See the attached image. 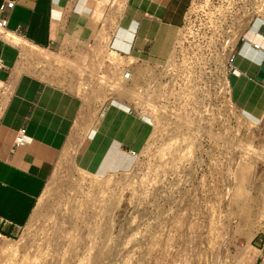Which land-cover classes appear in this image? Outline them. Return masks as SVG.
Returning a JSON list of instances; mask_svg holds the SVG:
<instances>
[{"label": "rangeland", "instance_id": "rangeland-1", "mask_svg": "<svg viewBox=\"0 0 264 264\" xmlns=\"http://www.w3.org/2000/svg\"><path fill=\"white\" fill-rule=\"evenodd\" d=\"M113 1L94 42L49 49L47 58L26 47L31 52L0 84V112L2 96L24 75L85 97L81 121L30 220L17 237L0 238V264H260L253 245L264 234V112L251 118L231 96V38L213 36L211 24L204 25L206 36L192 38L205 63H219V88L167 83L169 59L139 64L105 51L122 9L111 10ZM186 31L184 23L170 60ZM123 68L131 78L119 79ZM204 71L211 77V68ZM111 97L149 115L154 126L138 156L129 146L109 148L110 164L99 167L95 158L83 160L86 125Z\"/></svg>", "mask_w": 264, "mask_h": 264}, {"label": "crops", "instance_id": "crops-1", "mask_svg": "<svg viewBox=\"0 0 264 264\" xmlns=\"http://www.w3.org/2000/svg\"><path fill=\"white\" fill-rule=\"evenodd\" d=\"M5 1L0 0V5ZM15 1L7 30L0 31V84L13 77L19 58L31 52L26 47L44 51L45 58L51 55V50L85 48L94 42L108 19V0ZM191 2L114 0L109 3L113 6L111 10L117 4L122 9L105 51L122 54L139 64L165 62L174 53ZM247 39L259 42L261 49L242 45V41L238 43L242 52L236 65L241 74L230 73L229 85L238 108L257 118L264 112V40L250 32ZM36 57L41 60L40 55ZM94 77L99 79L101 75L96 72ZM2 97L0 238H14L30 220L54 167L81 121L85 97L78 91L29 75L21 76L16 89L10 87ZM86 126L88 141L82 152L83 160L95 158V163L102 167L110 164V157H104V150L109 148L129 146L131 154L136 152L138 156L154 123L146 113L111 97ZM22 127L27 129L28 141L16 145ZM253 246L258 261L264 264V234L254 239Z\"/></svg>", "mask_w": 264, "mask_h": 264}, {"label": "built area", "instance_id": "built-area-1", "mask_svg": "<svg viewBox=\"0 0 264 264\" xmlns=\"http://www.w3.org/2000/svg\"><path fill=\"white\" fill-rule=\"evenodd\" d=\"M15 5V0H6L0 5V31L7 30L10 14ZM190 7H192L191 14H189ZM190 7L185 21L187 31L178 45V51L173 60H170L171 56L165 63L164 70L167 75L165 80L177 86L193 82L197 85L211 83L219 88L224 83V73L219 72V63L213 60L205 63V58L201 54L198 55L199 51L192 46L193 34L195 33L198 37L206 36L209 31L203 29L204 25L211 24L213 36L231 38L225 40V44L228 45L226 69L229 86V74H241L236 65L237 56L242 52V47L238 48V43L242 41V45L248 44L254 50L261 49L259 42L247 39V33L250 32L264 40V0H192ZM208 68L213 70L211 77L205 75L204 70ZM122 76L129 79L131 70L123 68ZM180 96H187V94L181 93ZM196 96L205 95L202 92ZM27 141V129L22 127L17 133L16 145L25 144ZM134 154L136 155V152Z\"/></svg>", "mask_w": 264, "mask_h": 264}, {"label": "bare ground", "instance_id": "bare-ground-1", "mask_svg": "<svg viewBox=\"0 0 264 264\" xmlns=\"http://www.w3.org/2000/svg\"><path fill=\"white\" fill-rule=\"evenodd\" d=\"M131 76H132V73H131ZM130 78H131V77H130ZM242 209H244L245 213H246V211L248 210V209H246V208H242ZM215 230H217V229H215ZM212 232H214V230H213ZM215 232H216V231H215ZM216 251H217V250H216ZM14 252H15V251H14ZM215 253H216V252H215ZM10 254H11V253H10ZM20 255H21V254H20ZM186 255H187V254H186ZM11 256H12L11 258L13 259L14 256H13V255H11ZM18 256H19V255H18ZM22 257H23V258H22ZM22 257H21V258L23 259V260H22V263H23L25 255L23 256V254H22ZM2 259H3V258H2ZM12 259H11V260H12ZM14 259L16 260V258H14ZM19 260H21V259H19ZM19 260H18V261H19ZM29 260H30V259H29ZM4 261H5V260H4ZM13 261H14V260H12V262H13ZM25 261H26V258H25ZM31 261H32V260H31ZM1 262H2V261H1ZM1 262H0V263H1ZM14 262H15V261H14ZM14 262H13V263H14ZM19 262H20V261H19ZM26 262H27V261H26ZM36 262H37V261H36ZM9 263H11V262L9 261ZM16 263H17V262H16ZM38 263H39V262H38ZM4 264H5V263H4ZM26 264H27V263H26ZM28 264H30L29 261H28ZM32 264H33V263H32ZM34 264H35V262H34Z\"/></svg>", "mask_w": 264, "mask_h": 264}]
</instances>
